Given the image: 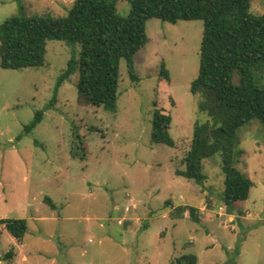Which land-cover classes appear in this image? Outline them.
Returning <instances> with one entry per match:
<instances>
[{
  "label": "rangeland",
  "instance_id": "1",
  "mask_svg": "<svg viewBox=\"0 0 264 264\" xmlns=\"http://www.w3.org/2000/svg\"><path fill=\"white\" fill-rule=\"evenodd\" d=\"M116 1L126 16L129 0ZM71 5L0 0V24L12 16H61ZM248 11L264 16V0H250ZM145 30L148 42L134 56L139 80H130L122 59L113 111L78 102L77 74L57 84L80 44L51 40L42 66L0 67V218L28 225L21 243L1 229L0 264H169L188 254L196 264H264V126L254 119L236 130L234 166L253 185L245 201L219 215V154L205 159L202 186L176 173L185 170L196 118L189 88L203 23L151 18ZM161 64L169 80L160 78ZM252 72L264 88V60ZM154 107L171 116L173 147L151 143ZM37 111L42 119L24 134ZM182 205L197 208L199 222L188 211L175 216Z\"/></svg>",
  "mask_w": 264,
  "mask_h": 264
},
{
  "label": "trees",
  "instance_id": "2",
  "mask_svg": "<svg viewBox=\"0 0 264 264\" xmlns=\"http://www.w3.org/2000/svg\"><path fill=\"white\" fill-rule=\"evenodd\" d=\"M62 1L72 3L64 15L12 16L0 24V67L16 70L42 66L51 40L80 44V52L68 60L57 84L77 74L78 102L111 111L117 101L122 59L130 80H139L134 56L148 42V19L202 21L199 67L189 88L197 99L196 118L183 158L185 170L176 173L202 186L206 181L202 173L205 159L219 154L224 176L221 198L231 213L232 205L245 201L253 185L234 166L236 130L254 119L264 126V88L256 85L252 72L253 65L264 60V16L249 13L250 0H129L126 16L117 13L116 0ZM159 76L169 80L163 64ZM42 115L37 111L23 133H29ZM170 123L171 116L154 107L151 143L174 146ZM44 201L51 209L56 208L49 197ZM186 211L199 222L198 209L193 206H178L174 214L183 218ZM1 229L21 243L28 230L27 220L0 218V236ZM13 255L10 249L3 258L9 260ZM196 263L197 257L188 254L169 264Z\"/></svg>",
  "mask_w": 264,
  "mask_h": 264
},
{
  "label": "built area",
  "instance_id": "3",
  "mask_svg": "<svg viewBox=\"0 0 264 264\" xmlns=\"http://www.w3.org/2000/svg\"><path fill=\"white\" fill-rule=\"evenodd\" d=\"M225 208H226L225 206H219V212H218V214L219 215L224 214L225 213ZM118 223L120 224V223H122V221H119Z\"/></svg>",
  "mask_w": 264,
  "mask_h": 264
},
{
  "label": "crops",
  "instance_id": "4",
  "mask_svg": "<svg viewBox=\"0 0 264 264\" xmlns=\"http://www.w3.org/2000/svg\"><path fill=\"white\" fill-rule=\"evenodd\" d=\"M174 207V206H173Z\"/></svg>",
  "mask_w": 264,
  "mask_h": 264
}]
</instances>
